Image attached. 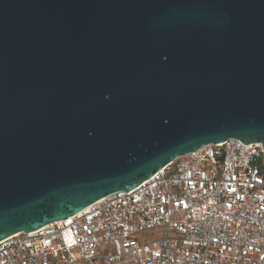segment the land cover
<instances>
[{
    "label": "water",
    "instance_id": "water-1",
    "mask_svg": "<svg viewBox=\"0 0 264 264\" xmlns=\"http://www.w3.org/2000/svg\"><path fill=\"white\" fill-rule=\"evenodd\" d=\"M228 139L264 148V0H0V243Z\"/></svg>",
    "mask_w": 264,
    "mask_h": 264
},
{
    "label": "built area",
    "instance_id": "built-area-1",
    "mask_svg": "<svg viewBox=\"0 0 264 264\" xmlns=\"http://www.w3.org/2000/svg\"><path fill=\"white\" fill-rule=\"evenodd\" d=\"M0 264H264V148L228 139L0 243Z\"/></svg>",
    "mask_w": 264,
    "mask_h": 264
}]
</instances>
